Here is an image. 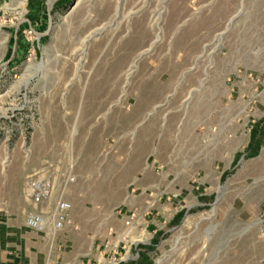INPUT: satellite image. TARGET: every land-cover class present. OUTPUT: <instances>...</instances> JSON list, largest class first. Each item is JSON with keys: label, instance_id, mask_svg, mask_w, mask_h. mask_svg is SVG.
Segmentation results:
<instances>
[{"label": "rangeland", "instance_id": "rangeland-1", "mask_svg": "<svg viewBox=\"0 0 264 264\" xmlns=\"http://www.w3.org/2000/svg\"><path fill=\"white\" fill-rule=\"evenodd\" d=\"M3 238L40 264H264V0H0Z\"/></svg>", "mask_w": 264, "mask_h": 264}, {"label": "built area", "instance_id": "built-area-1", "mask_svg": "<svg viewBox=\"0 0 264 264\" xmlns=\"http://www.w3.org/2000/svg\"><path fill=\"white\" fill-rule=\"evenodd\" d=\"M194 181L195 178H194ZM32 187V192H33V199L35 203H40L44 200H46L51 192V184L48 181L44 182H31L30 183ZM149 197L154 199V194L151 193L149 194ZM71 210H72V204L70 201L65 200V199H59L56 203L55 206V211H54V217H53V229L55 230H60L64 228L65 226H73L75 229L78 228L77 225L74 224L73 218L71 215ZM136 212H132L130 217L128 218V223L127 224H132L134 220ZM44 220L43 216L40 212H32L28 214L26 217V225L29 228L32 229H41L43 226ZM59 258V255L57 256Z\"/></svg>", "mask_w": 264, "mask_h": 264}, {"label": "crops", "instance_id": "crops-1", "mask_svg": "<svg viewBox=\"0 0 264 264\" xmlns=\"http://www.w3.org/2000/svg\"><path fill=\"white\" fill-rule=\"evenodd\" d=\"M22 245L25 248L22 253L12 254L9 248L10 239H0V264H40V257L36 256L31 249L32 247H38L39 244L24 241ZM53 264H57V256L53 258Z\"/></svg>", "mask_w": 264, "mask_h": 264}, {"label": "bare ground", "instance_id": "bare-ground-1", "mask_svg": "<svg viewBox=\"0 0 264 264\" xmlns=\"http://www.w3.org/2000/svg\"><path fill=\"white\" fill-rule=\"evenodd\" d=\"M52 0H50V2H51Z\"/></svg>", "mask_w": 264, "mask_h": 264}]
</instances>
